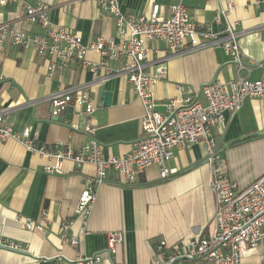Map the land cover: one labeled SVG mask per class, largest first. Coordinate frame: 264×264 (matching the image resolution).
<instances>
[{
	"label": "crops",
	"instance_id": "obj_1",
	"mask_svg": "<svg viewBox=\"0 0 264 264\" xmlns=\"http://www.w3.org/2000/svg\"><path fill=\"white\" fill-rule=\"evenodd\" d=\"M124 14L149 16L154 4L161 16L170 6L183 4L190 18L214 33L224 34L226 19L220 12L229 4L234 9L229 21L237 23L242 50V66L234 64L220 48H203L183 56H171L166 45L149 42L147 70L153 72L163 56H169L167 78L152 88L160 113L173 101L198 96L203 86L215 80L228 84L241 78L259 80L264 62V0H117ZM49 7L51 23L82 38L89 45L96 38L118 42L115 20L94 0H20L0 8V24L30 34H42L39 26L27 22L25 6ZM219 17V20L217 18ZM92 63H101V55L88 53ZM48 60L34 48L7 41L0 48V112L7 110L6 121L14 132L30 129L35 144L54 149L82 148L90 141L83 132L87 119L76 111L70 119L55 121L49 96L73 86H88L87 93L97 106L89 117L92 135L103 145L104 157L129 154L143 137L141 118L144 107L125 77L116 76L104 84H94L93 75L80 63L48 72ZM125 59L110 61L119 70ZM104 72H101V74ZM110 94L105 105L102 90ZM204 103L202 97L199 98ZM226 123L210 131L223 144L228 178L245 188L264 174V100L247 99L237 114L226 113ZM79 126L74 131L72 125ZM222 131V133H221ZM204 142L176 150L166 163L168 176L152 166L136 184H126L111 172L97 187V199L91 213L78 216L75 209L85 188V176L93 177L95 168L86 165L78 171L65 161L61 174H47L50 161L28 152L23 144L8 140L0 143V244H16L21 251L0 245V264H74L80 256L101 254L100 264H153L156 245L162 241L174 246L191 237H205L212 231L215 198L211 188L212 170L207 163ZM41 224V231H28L23 220ZM70 224L68 236H78V247L62 244V226ZM122 232L124 243L115 255L106 253L110 233ZM185 264H203L185 261ZM242 264H264V240Z\"/></svg>",
	"mask_w": 264,
	"mask_h": 264
},
{
	"label": "built area",
	"instance_id": "obj_2",
	"mask_svg": "<svg viewBox=\"0 0 264 264\" xmlns=\"http://www.w3.org/2000/svg\"><path fill=\"white\" fill-rule=\"evenodd\" d=\"M19 1L0 0V8ZM94 1L114 18L118 42L111 38L98 37L89 45H84L80 36L51 23L48 6L26 5L27 22L39 26L42 34L17 31L0 24V48L7 41L25 48H34L40 58L49 59L50 75L80 63L92 73L94 84H104L116 76L125 77L144 107L141 118L143 137L134 144L129 154L106 159L103 145L92 136L95 129L89 119L97 106L94 98L86 91L89 87L82 85L63 89L49 96L53 117L64 115L72 107L78 115L87 119L83 132L91 137L82 148L65 146L51 149L37 146L30 129L24 130L22 134L14 132L5 119L7 110L0 112V143L12 139L23 144L28 152L47 158L50 161V164L44 166L47 174H61L65 161L73 162L78 171L86 165L94 166L95 175L84 177L85 188L75 209L76 215L80 217L91 213L97 199V187L110 178L111 172L124 183L133 185L148 168L159 166L160 176L165 179L169 173L166 163L174 158L176 150L204 142L208 150L207 163L212 170L211 188L215 198L212 231L208 236H194L174 246L161 240L156 245V259L153 264H185V261L242 264L243 260L257 252L264 240V174L245 188L231 181L226 171L223 144L210 130L224 127L225 114H237L245 100H264V62L259 64L263 71L259 80L241 78L228 84L215 80L203 86L198 96L169 103L165 113L157 110L152 93V88L167 78L166 62L170 55L183 56L203 48H220L234 64L240 69L243 68L237 23L229 21L228 18L234 9L233 4L220 12V16L226 19V29L224 34H218L207 26L197 25L181 3L170 6L169 15L164 17L160 14L159 4L153 5L149 16H135L124 14L117 0ZM153 41L165 44L170 55L163 56L155 65L154 71L150 72L147 70V43ZM90 51L101 55V63H92L88 59ZM123 58L125 62L119 70L109 65L110 61H120ZM200 97L204 103L199 100ZM71 127L74 131H80L76 124ZM23 225L28 231L44 229L41 224L31 219L23 220ZM69 229V223L62 226L60 241L62 244L78 247L81 244L80 238H69ZM123 241L122 232L110 233L106 253L109 256L115 255ZM0 245L11 250H23L21 246L13 243ZM101 262V254H93L78 257L74 264Z\"/></svg>",
	"mask_w": 264,
	"mask_h": 264
},
{
	"label": "water",
	"instance_id": "obj_3",
	"mask_svg": "<svg viewBox=\"0 0 264 264\" xmlns=\"http://www.w3.org/2000/svg\"><path fill=\"white\" fill-rule=\"evenodd\" d=\"M101 99H103L104 100V102H105V105H107L109 102H110V94L109 93H107V92H105V90L103 89L102 90V95H101ZM74 108H69V109H67V112L65 113V116L66 115H68L66 118H68V119H70L71 117H72V114H73V112H74ZM54 120L55 121H60V122H64L65 121V118L64 117H62V118H59V117H54Z\"/></svg>",
	"mask_w": 264,
	"mask_h": 264
}]
</instances>
